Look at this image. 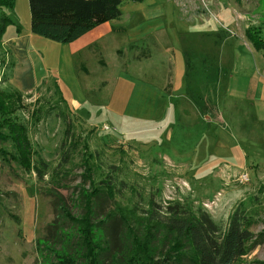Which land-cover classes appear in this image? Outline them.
<instances>
[{
  "label": "rangeland",
  "instance_id": "1",
  "mask_svg": "<svg viewBox=\"0 0 264 264\" xmlns=\"http://www.w3.org/2000/svg\"><path fill=\"white\" fill-rule=\"evenodd\" d=\"M13 2L6 15L20 34L30 31L27 0ZM119 10L102 52L107 67L85 62L93 72L88 85L75 86L80 70L74 77L62 44L30 31L24 62L0 44V89L21 94L18 120L33 150L50 170L60 166L65 124L57 114L64 112L97 165L118 167L145 201L202 209L221 228L240 204L254 222L251 231L264 233V50L245 37L250 26L264 32V0H125ZM5 32V39L17 34L14 26ZM25 75L41 82L22 88L16 80ZM53 80L62 81L65 104L53 96ZM172 83L181 88L172 92ZM50 106L51 115L29 118L33 108ZM81 153L52 182L0 156V264L47 262L37 242L58 215L51 194L71 205L82 181ZM242 173L248 179L239 184ZM259 262L264 242L243 264Z\"/></svg>",
  "mask_w": 264,
  "mask_h": 264
},
{
  "label": "trees",
  "instance_id": "2",
  "mask_svg": "<svg viewBox=\"0 0 264 264\" xmlns=\"http://www.w3.org/2000/svg\"><path fill=\"white\" fill-rule=\"evenodd\" d=\"M123 1L27 0L30 31L69 44L99 25L118 20ZM13 7V0H0V44L9 26L20 33L5 13ZM245 37L255 51L264 50V32L259 26L248 27ZM52 87L57 102L65 104L55 80ZM21 105L22 96L17 90L0 89V144L4 146L0 156L5 161L35 175L39 182L49 174L52 182L63 174L75 152L82 150V181L73 192L71 205L51 194L58 215L49 225L47 237L37 242L38 251L46 257L45 264H243L263 244L264 233L251 231L254 222L240 204L221 228L202 209L191 210L179 201L162 204L152 197L145 201L140 192L120 179L118 167L106 166L103 170L97 165L95 153L86 143L81 144L64 112L57 114L65 124L61 162L57 169L50 170L33 150L27 128L18 120ZM53 111L55 106L33 108L29 118L40 121Z\"/></svg>",
  "mask_w": 264,
  "mask_h": 264
},
{
  "label": "crops",
  "instance_id": "3",
  "mask_svg": "<svg viewBox=\"0 0 264 264\" xmlns=\"http://www.w3.org/2000/svg\"><path fill=\"white\" fill-rule=\"evenodd\" d=\"M113 22V21H111ZM6 33V32H5ZM30 31L25 33H17L16 35L10 36L7 39L3 37V43H8V47L11 51V53L16 56V59H20V62H24L25 60L28 59L27 56V47L29 45V42L31 40ZM112 34H115V29L111 27V23L107 22L102 25L97 26L96 28L92 29L91 31L87 32L86 34L82 35L80 38L77 40L63 45L65 49V55L67 59L71 60L72 64V73L74 77H76V74L79 73L78 71L80 70V76L78 77V80L81 82L79 83L77 80L75 82V86L79 87L81 84H89L88 82H92V77H93V72L87 67L86 61L87 60H95V62L99 65L98 62L101 63L100 70H104L107 65L103 59L102 52L104 48L107 46L109 43L106 42L108 37L112 36ZM5 36V35H4ZM14 58V61L16 60ZM120 58V57H119ZM99 59V60H98ZM74 60L77 61V66L73 65ZM19 64V62H18ZM16 63H14L13 66V72H12V78L14 74V69L16 67ZM18 68V67H17ZM75 70V71H74ZM17 83L22 87V88H27V87H35L37 86L41 81H35L30 78L28 79L27 76L20 77L18 80H16ZM105 83L101 88H104L107 85V82H102ZM168 83V82H166ZM30 84V85H27ZM62 81H59L58 85L59 88L62 87ZM74 84V83H73ZM95 85V83H93ZM64 86V85H63ZM181 87H176L175 83H172L171 91L174 92V90H179ZM62 89V88H61ZM256 91V94L254 97L257 96L258 94V86H255L254 88ZM73 90V89H72ZM260 96V93L258 95Z\"/></svg>",
  "mask_w": 264,
  "mask_h": 264
},
{
  "label": "built area",
  "instance_id": "4",
  "mask_svg": "<svg viewBox=\"0 0 264 264\" xmlns=\"http://www.w3.org/2000/svg\"><path fill=\"white\" fill-rule=\"evenodd\" d=\"M247 177H248L247 173H242L241 176L238 178V183L239 184L245 183L248 179Z\"/></svg>",
  "mask_w": 264,
  "mask_h": 264
}]
</instances>
